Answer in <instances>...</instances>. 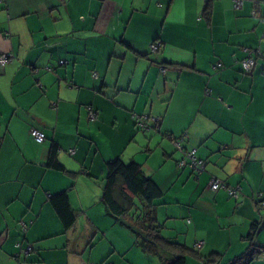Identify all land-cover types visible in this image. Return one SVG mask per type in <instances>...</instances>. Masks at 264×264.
<instances>
[{"label":"crops","instance_id":"crops-1","mask_svg":"<svg viewBox=\"0 0 264 264\" xmlns=\"http://www.w3.org/2000/svg\"><path fill=\"white\" fill-rule=\"evenodd\" d=\"M205 2L0 0V55L10 56L0 66V264H161L101 201L116 157L135 160L162 191L174 187L172 197L190 190L185 204H156L165 237L202 257L186 264H212V253L231 264L253 220L264 246L253 202L264 197V6L210 0L204 14ZM247 51L256 63L244 73ZM141 115L158 130H139ZM52 144L65 171L46 167ZM191 150L205 163L198 176L176 164ZM211 177L240 187L239 199L212 191ZM63 190L68 227L49 200ZM176 217L184 223L168 221Z\"/></svg>","mask_w":264,"mask_h":264},{"label":"trees","instance_id":"trees-1","mask_svg":"<svg viewBox=\"0 0 264 264\" xmlns=\"http://www.w3.org/2000/svg\"><path fill=\"white\" fill-rule=\"evenodd\" d=\"M209 1L210 0H206L205 2L206 4L203 9L204 14H207L209 11ZM154 42L159 41L156 40ZM242 71L244 73L250 72H245L243 69ZM148 121L149 120L146 119L147 125L149 124ZM150 124L151 125H148L149 128L155 129L156 125L153 123ZM136 127L139 130L146 131V129H141L137 125ZM155 130L158 129L156 128ZM57 151V145L52 144L46 162V167L57 171H65L64 166L57 158ZM182 158L176 161L179 168L188 166L195 176L200 175L205 170V163L203 160H201L202 167L200 171H197L190 166V162L186 159L184 154ZM181 160H185L186 163L184 165H179ZM212 179H217L224 184V187L217 190H212L210 188L212 191L216 192L218 190H224L227 195L235 201L239 199L240 187L231 186L217 177L210 178L208 183L209 186ZM104 180L105 184L102 188L101 201L104 204L106 211L132 232L135 238V244L142 252L157 256L162 262L161 264H186V258L191 254L202 258L197 252H195V249L192 250L188 248L184 244L174 240V238L165 237L163 234L164 225L157 218V203H155L156 200L161 198L162 190L150 176L144 173L140 164H138L135 160L124 162L120 157L108 160L105 163ZM228 187L235 189V194H230L227 189ZM49 200L54 206L58 216L62 219L64 225L66 227L70 226L74 221V214L69 205L66 191L63 190L59 193L51 195ZM253 202L260 210H264V197L262 192H258L254 195ZM262 216L264 218V215ZM261 227L262 224L259 221L253 220L250 225V231L246 235V239L249 241V246L245 252L236 256L231 264H248L259 255L264 254V246L254 241V235ZM200 245L201 243H198L196 247H200ZM166 254L171 255V257L166 258ZM220 258L221 255L219 253H212L205 257L204 261L206 263L218 264Z\"/></svg>","mask_w":264,"mask_h":264},{"label":"built area","instance_id":"built-area-1","mask_svg":"<svg viewBox=\"0 0 264 264\" xmlns=\"http://www.w3.org/2000/svg\"><path fill=\"white\" fill-rule=\"evenodd\" d=\"M259 2L264 6V0H259ZM241 3H242V0H234V7L236 8L239 7ZM263 20H264V12H263ZM150 49L152 52H156L159 49V42L151 43ZM9 58L10 56L7 54L0 55V66H4L5 63L8 62ZM254 63H255L254 57L248 51H247L246 57L240 62L241 67L245 72H249L252 69ZM90 116L93 119L94 115L92 113L90 114ZM146 119L148 118L144 115L136 116V119H135L136 125L141 129H146V130L150 129L149 126L146 124ZM151 120L153 124H155L157 121V119L155 118H151ZM30 136L37 143H42L45 140L44 133L41 130L36 129V128L30 129ZM176 147L178 149L180 148L178 142L176 143ZM69 152L70 154H72L74 150H70ZM185 157L186 159H188V161L190 162V166L194 170L200 171L202 167V161L195 156V150H191L190 152H185ZM185 163H186L185 160H181L179 165H184ZM221 187H224V184L221 181L217 179H212L210 181V188L212 190H217ZM227 189L230 194H235L236 192L235 189H232L230 187H228ZM16 246L20 247V244L17 243ZM28 249L29 248H26L25 252H28Z\"/></svg>","mask_w":264,"mask_h":264},{"label":"rangeland","instance_id":"rangeland-1","mask_svg":"<svg viewBox=\"0 0 264 264\" xmlns=\"http://www.w3.org/2000/svg\"><path fill=\"white\" fill-rule=\"evenodd\" d=\"M181 187V186H180ZM168 188H170V189H168ZM171 188L172 187H167V190H165V191H162V196H161V198L159 199V200H156L155 201V203H157V202H172L173 203V200L175 201L174 202V205H181V204H185L188 200L186 199V198H188L187 196H189L188 194H190L189 192H190V190H189V192H185L186 191V189H185V191L183 192V193H185V194H181L180 195V197H172V195H174V194H172L173 193V191H174V187L172 188V192L170 191L171 190ZM186 188H188V187H186ZM171 192V193H170ZM181 192V191H180ZM169 193L171 194L170 195V197H169ZM169 207V209H171V207H172V209H175L174 211H176V212H179L178 211V209L179 208H177V207H175V206H173V204H172V206L170 205V206H168ZM162 211V210H161ZM174 220H177V222L179 223V221L180 222H182L183 221V223H184V220H185V218L184 219H180V217H176V218H174V219H171V220H168V221H174ZM160 221V220H159ZM160 222H164V220H162L161 219V221ZM183 227H184V224H183ZM165 234H167L168 236H169V234L170 233H172V231H169L168 229H164V231H163ZM166 236V235H165Z\"/></svg>","mask_w":264,"mask_h":264},{"label":"bare ground","instance_id":"bare-ground-1","mask_svg":"<svg viewBox=\"0 0 264 264\" xmlns=\"http://www.w3.org/2000/svg\"><path fill=\"white\" fill-rule=\"evenodd\" d=\"M20 259V258H19Z\"/></svg>","mask_w":264,"mask_h":264}]
</instances>
